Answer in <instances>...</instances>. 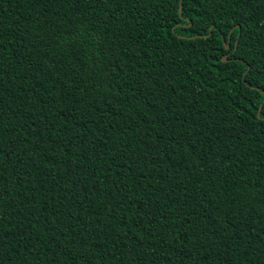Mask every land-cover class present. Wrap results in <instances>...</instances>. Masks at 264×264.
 Listing matches in <instances>:
<instances>
[{
  "label": "trees",
  "instance_id": "1",
  "mask_svg": "<svg viewBox=\"0 0 264 264\" xmlns=\"http://www.w3.org/2000/svg\"><path fill=\"white\" fill-rule=\"evenodd\" d=\"M0 264H264V0H0Z\"/></svg>",
  "mask_w": 264,
  "mask_h": 264
},
{
  "label": "water",
  "instance_id": "2",
  "mask_svg": "<svg viewBox=\"0 0 264 264\" xmlns=\"http://www.w3.org/2000/svg\"><path fill=\"white\" fill-rule=\"evenodd\" d=\"M229 47V45L228 44H226V48H228ZM223 61H225V60H227L226 59V56H222V58H221Z\"/></svg>",
  "mask_w": 264,
  "mask_h": 264
}]
</instances>
